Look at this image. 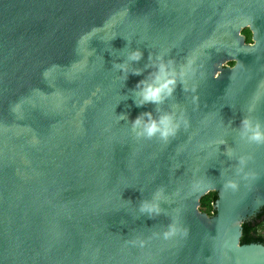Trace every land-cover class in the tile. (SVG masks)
Segmentation results:
<instances>
[{"label":"water","instance_id":"water-1","mask_svg":"<svg viewBox=\"0 0 264 264\" xmlns=\"http://www.w3.org/2000/svg\"><path fill=\"white\" fill-rule=\"evenodd\" d=\"M158 58L183 76L138 107ZM144 113L188 127L146 139ZM243 120L264 134V0H0V264H264Z\"/></svg>","mask_w":264,"mask_h":264},{"label":"clouds","instance_id":"clouds-1","mask_svg":"<svg viewBox=\"0 0 264 264\" xmlns=\"http://www.w3.org/2000/svg\"><path fill=\"white\" fill-rule=\"evenodd\" d=\"M141 53L139 51L132 52L128 59L131 61H139L141 58ZM159 62L155 64L156 72L149 75L148 80L140 81L137 84V88L140 89L138 95L140 99L136 102L137 106H143L146 103L160 104L165 99L171 97L179 77L183 76V72H176L173 67V62L168 61L163 62L161 58H158ZM122 72H127L128 69L126 65H118ZM235 67V65H232ZM134 75H139V71H134ZM219 76V73H216ZM187 90V89H185ZM195 99V98H194ZM183 123L185 128L188 127V121L182 115L178 122H173V116L171 114H164L158 119H153L151 113H144L138 116L133 121V128H141L142 131L137 133V135H143L146 139H151L154 136H158L160 140L167 141L169 137L175 136L178 131L180 124ZM242 125L246 130L252 131L254 134L250 137L253 140L261 141L264 140V134H261L259 130L247 129V121L243 120ZM227 187L232 189L236 188L234 183H229ZM141 212L159 213V209L154 204H149L147 202L142 203ZM176 234V229L171 228L169 231L164 233V238L168 239ZM187 232L183 233L186 235Z\"/></svg>","mask_w":264,"mask_h":264},{"label":"trees","instance_id":"trees-1","mask_svg":"<svg viewBox=\"0 0 264 264\" xmlns=\"http://www.w3.org/2000/svg\"><path fill=\"white\" fill-rule=\"evenodd\" d=\"M247 43H251V34L248 30L242 32ZM230 66L233 63L229 64ZM217 199L216 193H209L200 201V211L208 216L214 214L213 205ZM242 245L261 244L264 246V209L254 219L242 224V236L240 239Z\"/></svg>","mask_w":264,"mask_h":264}]
</instances>
